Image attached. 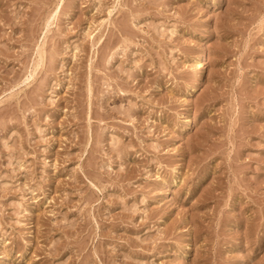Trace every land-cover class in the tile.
Segmentation results:
<instances>
[{"label": "rangeland", "instance_id": "obj_1", "mask_svg": "<svg viewBox=\"0 0 264 264\" xmlns=\"http://www.w3.org/2000/svg\"><path fill=\"white\" fill-rule=\"evenodd\" d=\"M0 264H264V0H0Z\"/></svg>", "mask_w": 264, "mask_h": 264}, {"label": "bare ground", "instance_id": "obj_2", "mask_svg": "<svg viewBox=\"0 0 264 264\" xmlns=\"http://www.w3.org/2000/svg\"><path fill=\"white\" fill-rule=\"evenodd\" d=\"M204 51V50H203ZM200 56H198V59H202L204 58L205 59V52L202 53V54H199ZM193 60V59H192ZM202 73V72H201ZM29 79V78H28Z\"/></svg>", "mask_w": 264, "mask_h": 264}]
</instances>
